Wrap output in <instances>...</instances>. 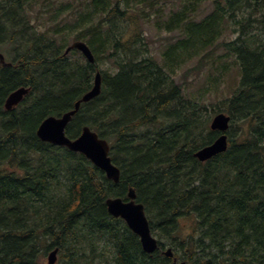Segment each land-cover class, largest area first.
Masks as SVG:
<instances>
[{
	"label": "trees",
	"instance_id": "obj_1",
	"mask_svg": "<svg viewBox=\"0 0 264 264\" xmlns=\"http://www.w3.org/2000/svg\"><path fill=\"white\" fill-rule=\"evenodd\" d=\"M35 1L0 0V51L8 45L10 62L0 65V264H46L54 249L56 264H172L167 248L189 264H264V0H178L158 26L182 36L159 61L136 14L154 0L58 1L38 10L42 28L31 23ZM231 26L236 38L217 44ZM71 39L88 45L93 64L64 54ZM219 46L240 79L209 107L207 90L185 97L175 76L191 61L197 76ZM97 71L100 95L81 104L65 134L74 139L87 126L105 139L117 183L36 135L45 118L73 108ZM19 88L28 94L5 110ZM218 113L231 118L227 150L200 162L194 154L219 136L209 128ZM130 188L158 240L152 254L107 212L105 200H126Z\"/></svg>",
	"mask_w": 264,
	"mask_h": 264
},
{
	"label": "water",
	"instance_id": "obj_2",
	"mask_svg": "<svg viewBox=\"0 0 264 264\" xmlns=\"http://www.w3.org/2000/svg\"><path fill=\"white\" fill-rule=\"evenodd\" d=\"M71 50L79 51L88 63L92 64L94 62V57L84 42H73L65 50V54ZM0 65L4 67L10 65V63L5 61L2 53H0ZM28 92V88H19L13 91L5 100V110L9 111L15 108ZM100 93L101 76L99 72H96L92 88L74 103L73 109L58 117L50 116L44 119L38 126L36 135L42 142L65 147L71 152L84 155L96 168L105 174L108 180L117 183L120 178V170L111 161L109 156L110 146L106 140L100 138L96 132L87 126L82 128L81 134L75 139H70L65 135L66 127L78 112L81 104L90 102L98 97ZM230 121V116L225 113H218L212 117L209 128L211 131L219 132V136L211 144L202 147L194 154L198 161L205 162L227 150L228 140L226 132L229 129ZM105 206L112 217L124 220L128 228L139 237L141 248L145 253L152 254L158 249V242L151 234L144 206L136 202V194L132 188L128 190L127 201H123L121 198H109L105 201ZM57 252L58 250L55 249L48 254L47 264H55L57 262ZM162 255L172 258V264H188L185 261L178 262L177 258H173L170 248L162 251Z\"/></svg>",
	"mask_w": 264,
	"mask_h": 264
},
{
	"label": "rangeland",
	"instance_id": "obj_3",
	"mask_svg": "<svg viewBox=\"0 0 264 264\" xmlns=\"http://www.w3.org/2000/svg\"><path fill=\"white\" fill-rule=\"evenodd\" d=\"M58 1H62L59 3H72L74 0H36L34 2V11L30 15L31 23L35 26H39L37 28L47 26L48 24L40 26V24L43 23V18L45 16L39 14L38 10L43 5L56 4L55 2ZM78 1L87 2V0H77L76 2ZM153 2L155 4L153 8L150 6L138 8V12H136V14L138 15V22L143 30V34L148 40L149 54L159 61L161 59V54L166 50L168 45L174 43L176 41L175 39L182 36V33L180 31L170 33L165 32L160 28V26H158V23L161 24L169 17V13L172 14L174 11L178 10L180 8V2L178 0H154ZM159 10H162L163 14L162 16L157 17ZM210 10L211 3L210 1H206L200 7L198 15L203 17ZM150 11L152 12L148 15V12ZM70 19L71 18H69L68 21H70ZM231 31L232 26L227 29L223 37L216 43L220 44L222 41H233L236 38V34L233 35ZM71 42L72 39L70 43ZM3 48V51L0 52L4 54V50L8 48V45H4ZM209 50H211V48H209ZM225 53L224 48L221 46L216 47V49H214L210 54L207 53L204 57V65H202L197 76L196 73H192L190 71L192 67L196 66L197 62L194 61L184 64V66L177 70L175 81L184 85L183 89L185 97H190V95L199 96L202 92L204 93V91L207 90L208 93H205V96L207 106L210 107L211 103L215 104L218 100L233 94L238 87L240 74L238 66L235 65V59L232 55L229 54L227 58H221V56H224ZM4 55L8 61L7 54ZM75 56L78 55L76 54ZM226 64H228L229 69L224 68V65ZM108 67V63H104V61L100 63L101 69H107ZM186 74L188 75L186 76ZM44 262L46 263V257Z\"/></svg>",
	"mask_w": 264,
	"mask_h": 264
},
{
	"label": "bare ground",
	"instance_id": "obj_4",
	"mask_svg": "<svg viewBox=\"0 0 264 264\" xmlns=\"http://www.w3.org/2000/svg\"><path fill=\"white\" fill-rule=\"evenodd\" d=\"M85 44H86V43H85ZM86 45H87V44H86ZM69 46H70V45H69ZM69 46H68V47H69ZM87 46H88V45H87ZM68 47H67V48H68ZM67 48H66V49H67ZM88 48H89V47H88ZM89 50H90V48H89ZM90 51H91V50H90ZM91 53H92V52H91ZM92 55H93V54H92ZM93 57H94V56H93ZM93 63H94V62H93ZM93 63H92V64H93ZM97 72H98V71H97ZM69 111H70V110H69ZM49 117H50V116H49ZM55 117H57V116H55ZM118 169H119V168H118ZM134 192H135V191H134ZM135 194H136V192H135ZM108 199H109V198H108ZM106 200H107V199H106ZM106 200H105V201H106ZM142 205H143V204H142ZM144 209H145V208H144Z\"/></svg>",
	"mask_w": 264,
	"mask_h": 264
}]
</instances>
